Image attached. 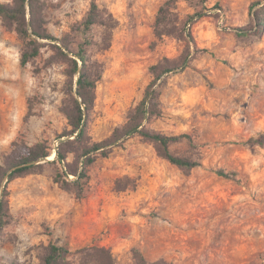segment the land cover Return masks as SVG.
<instances>
[{
  "label": "rangeland",
  "instance_id": "1",
  "mask_svg": "<svg viewBox=\"0 0 264 264\" xmlns=\"http://www.w3.org/2000/svg\"><path fill=\"white\" fill-rule=\"evenodd\" d=\"M90 1L38 0L39 25L57 40L40 39L39 54L25 65L23 41L0 18V160L14 143L55 145L67 126L61 107L71 78L53 44L73 47ZM165 1L96 0L115 26L106 49L98 44L103 28L91 30L97 44L89 52L102 75L90 134L100 140L125 121L151 65L188 56L184 69L162 77L163 116L150 127L183 135L170 151L200 165L184 171L134 135L107 156L95 154L81 199L53 181L50 164L17 177L7 184L0 264H41L50 241L68 245L69 264H95L82 262L91 246L110 250L115 264H135L133 249L147 264H264V143L246 142L264 135V31L236 34V27L253 24L254 0H172L171 34L157 37L154 23Z\"/></svg>",
  "mask_w": 264,
  "mask_h": 264
},
{
  "label": "trees",
  "instance_id": "2",
  "mask_svg": "<svg viewBox=\"0 0 264 264\" xmlns=\"http://www.w3.org/2000/svg\"><path fill=\"white\" fill-rule=\"evenodd\" d=\"M172 0H166L159 8L154 23V33L157 37L171 34L169 8ZM260 0H254L249 6L253 24L247 27H236L238 36L260 35L264 31V16ZM195 13L191 20L201 17ZM0 18L7 26H13L19 38L23 41L20 64L25 65L31 58L37 56L40 50V39L50 41L56 37L46 32L39 25L38 0H13L12 4L0 3ZM191 24V22H190ZM94 25L103 28L99 46L106 49L110 46L111 31L115 20L106 9L100 8L96 0L90 1L86 17L78 24L75 32L79 39L73 41V47L63 40L53 44L60 56L67 63L66 75L71 78L70 98L61 107L67 119V126L56 135L55 145L47 139H41L33 144L25 142L14 143L9 153L0 160V232L9 219L7 184L17 177L40 172L46 164L54 167L53 181L63 190L71 192L75 198L81 199L89 186V168L95 154L107 156L111 148L122 145L128 138L137 135L152 142L160 156L184 171H190L199 166L198 159L174 154L169 146L176 143L183 135H167L150 127L151 123L163 116L159 86L162 77L170 72L184 69L188 64V56L171 62L165 60L150 66L151 79L144 88L139 101L129 110L125 121L115 126L108 136L97 140L90 134V112L95 100V91L102 75L101 64L92 59L89 47L97 44L91 34ZM73 82L75 87L73 89ZM248 144H263L264 135L249 137ZM55 152L52 159L48 157ZM72 156L69 160V156ZM217 174L226 176L222 171ZM2 183H4L2 185ZM91 252L83 256L82 262L95 264H115L110 250L105 247L91 246ZM69 248L66 243L58 244L50 241L45 249L41 264H69ZM135 264H147L137 249H133ZM148 264H172L159 259Z\"/></svg>",
  "mask_w": 264,
  "mask_h": 264
},
{
  "label": "bare ground",
  "instance_id": "3",
  "mask_svg": "<svg viewBox=\"0 0 264 264\" xmlns=\"http://www.w3.org/2000/svg\"><path fill=\"white\" fill-rule=\"evenodd\" d=\"M54 156H55V154L52 153L48 158L52 159V158H54Z\"/></svg>",
  "mask_w": 264,
  "mask_h": 264
},
{
  "label": "water",
  "instance_id": "4",
  "mask_svg": "<svg viewBox=\"0 0 264 264\" xmlns=\"http://www.w3.org/2000/svg\"><path fill=\"white\" fill-rule=\"evenodd\" d=\"M55 154V152H53Z\"/></svg>",
  "mask_w": 264,
  "mask_h": 264
}]
</instances>
